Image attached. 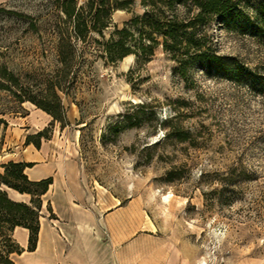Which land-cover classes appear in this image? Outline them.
<instances>
[{
	"label": "rangeland",
	"instance_id": "374dc122",
	"mask_svg": "<svg viewBox=\"0 0 264 264\" xmlns=\"http://www.w3.org/2000/svg\"><path fill=\"white\" fill-rule=\"evenodd\" d=\"M130 7L142 13L141 0ZM63 18L56 0H0L2 63L34 86L54 75ZM130 18L112 16L119 28ZM94 38L77 45L84 54L71 68V97L61 95L64 128L0 91V166L75 161L101 211L115 205L116 264H264V94L246 75L264 76V43L218 27L217 51L245 74L236 82L194 70L186 82L161 48L147 63L104 65ZM127 117L139 126L119 128ZM42 130L39 149L27 144ZM231 169L248 179L228 186Z\"/></svg>",
	"mask_w": 264,
	"mask_h": 264
},
{
	"label": "trees",
	"instance_id": "16d2710c",
	"mask_svg": "<svg viewBox=\"0 0 264 264\" xmlns=\"http://www.w3.org/2000/svg\"><path fill=\"white\" fill-rule=\"evenodd\" d=\"M56 1L64 17L62 26L55 32L59 68L54 75L34 86L25 83L0 60V91L8 93L19 105L26 102L35 105L61 128L68 125L61 95L71 97V68L84 54V51L79 52L77 45L86 44L92 35L98 37L93 39L95 56L104 65H115L129 56L147 63L156 49L161 48L168 60L176 65V74L186 82L193 81L194 70L205 78L217 73L236 82L245 74L232 59L217 51L216 28L249 34L257 42L264 43V0H141V14L131 11L132 0H85L82 5H78L76 0ZM117 11L131 13V18L121 28L112 20ZM111 28L113 31L106 38L105 32ZM246 75L252 85H258L264 94V76L252 71H247ZM128 105L133 106L131 103ZM138 107L143 109L145 104ZM139 123L137 117H127L118 127L133 128ZM165 130L168 137L175 134L174 128L172 130L168 125ZM43 138H46L45 130L28 136L27 144L32 143L39 149ZM33 166V163L22 162L0 166V264H14L12 254L36 250L44 211L49 213L50 219H56L50 202H44L53 178L30 181L25 170ZM172 175L169 173L170 182ZM247 179L244 170L231 169L225 180L232 187ZM6 189L27 196L28 200H13ZM17 227L28 231L26 250L13 238Z\"/></svg>",
	"mask_w": 264,
	"mask_h": 264
},
{
	"label": "crops",
	"instance_id": "0c3cea01",
	"mask_svg": "<svg viewBox=\"0 0 264 264\" xmlns=\"http://www.w3.org/2000/svg\"><path fill=\"white\" fill-rule=\"evenodd\" d=\"M32 162L35 165L25 170L30 181L53 178L44 202H50L56 219H50L49 213L43 212L36 250L12 254L13 263L116 264L111 226L115 218V210L111 209L115 205L101 211L93 191L80 183V170L75 161L47 159L43 163L38 160ZM104 231L108 237L111 236L110 239H105ZM28 237L26 229L17 227L13 231L14 240L24 250Z\"/></svg>",
	"mask_w": 264,
	"mask_h": 264
},
{
	"label": "bare ground",
	"instance_id": "6f19581e",
	"mask_svg": "<svg viewBox=\"0 0 264 264\" xmlns=\"http://www.w3.org/2000/svg\"><path fill=\"white\" fill-rule=\"evenodd\" d=\"M131 59V56L125 58V60H130ZM9 196L14 199V200H22V201H27L26 197L25 196H20L19 194L15 193L14 191L12 190H9V189H6Z\"/></svg>",
	"mask_w": 264,
	"mask_h": 264
},
{
	"label": "water",
	"instance_id": "95a60500",
	"mask_svg": "<svg viewBox=\"0 0 264 264\" xmlns=\"http://www.w3.org/2000/svg\"><path fill=\"white\" fill-rule=\"evenodd\" d=\"M12 199V198H11Z\"/></svg>",
	"mask_w": 264,
	"mask_h": 264
}]
</instances>
